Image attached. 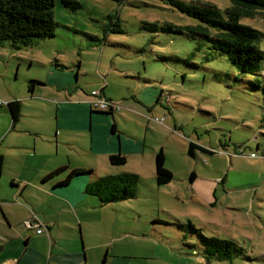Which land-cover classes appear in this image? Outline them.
I'll return each mask as SVG.
<instances>
[{"label": "rangeland", "instance_id": "obj_1", "mask_svg": "<svg viewBox=\"0 0 264 264\" xmlns=\"http://www.w3.org/2000/svg\"><path fill=\"white\" fill-rule=\"evenodd\" d=\"M77 1L82 4L77 11L56 1L55 37L22 50L0 47V153L7 156L4 184L15 179L20 182L15 189L23 193L21 183L30 182L28 196L51 213L39 192V181L49 167L70 159L73 164L93 166L96 175L112 170L106 156L89 154L87 133L58 136L52 117L54 98L62 96L57 84H74L78 96L90 100L92 91L103 87L100 77L105 76L106 93L117 104L112 123L132 142L145 141V146H139L142 154L128 155L125 167L143 180L136 199L101 207L98 198L89 197L96 207L57 210L64 226L58 243L64 251L81 252L85 244L87 264H188L202 259L189 247L195 245L200 251L199 240L181 228L191 222L207 237L233 241L239 248L230 260L211 264H264V158L249 156L261 155L264 149V77L241 74L202 37L146 30L144 26L151 23L199 24L168 0ZM181 1L212 4L224 13L232 5L230 0ZM241 23L264 34V10ZM260 47L264 51V37ZM33 80L42 84L31 91ZM13 100L22 102L23 116L11 131L6 110ZM189 138L221 154L198 152L192 158ZM220 142L228 145L226 153ZM10 145L30 151L5 152ZM243 146L246 154L237 155L232 165L230 154ZM161 149L174 175L165 186L156 182L155 157ZM227 173L225 185L221 179ZM23 205L28 207L26 202ZM28 209L29 216L19 220L13 235L22 250L25 236H50L49 225ZM34 218L44 224L43 233L23 226V221ZM35 241L47 248L42 240Z\"/></svg>", "mask_w": 264, "mask_h": 264}, {"label": "trees", "instance_id": "obj_2", "mask_svg": "<svg viewBox=\"0 0 264 264\" xmlns=\"http://www.w3.org/2000/svg\"><path fill=\"white\" fill-rule=\"evenodd\" d=\"M56 1L0 0V47L9 46L14 50H22L37 45L41 40L55 37L57 28L55 18ZM60 1L65 8L72 11L82 9V4L77 0ZM230 1L232 5L224 13L212 4L190 5L181 0H168L171 5L177 7L179 11L189 17L196 19L199 24L181 26L151 23L145 25L144 28L153 33L185 34L193 38L202 37L212 49L226 55V58L241 74L264 77V51L260 47L264 34L258 29L241 23L243 18H255L258 16L264 10V0ZM62 68L68 69V67L63 65ZM35 84L41 83L38 80L31 81V91H33ZM98 92L100 97L112 101L106 98L103 89ZM157 101L159 103L161 99L159 98ZM2 105L3 102L0 101V106ZM7 108L14 123H16L21 116V102L17 100L9 102ZM92 108L95 109L93 106ZM98 111L100 114L111 115L116 110ZM91 112L96 111L91 110ZM112 131H115L114 126H112ZM220 145L225 148L222 152L226 153L225 150H228V145L222 142H220ZM246 149L247 147L243 146L240 152L235 151L232 154L236 156L245 155ZM257 149H260V145H258ZM199 150L208 154L219 153L216 150L201 147L197 142H190L188 149L190 157L195 158V153ZM252 154L257 158L259 156L264 158V149L261 155L251 153L249 156L251 157ZM110 163L115 167H123L127 164V157L121 153L112 155L110 156ZM155 164L157 185L165 186L171 183L174 175L166 167V154L163 149L156 154ZM1 168L2 157H0V172ZM65 169H59L51 173L46 179L50 180L58 177L60 173L65 172ZM85 172L82 169L71 170L57 186L67 185L76 176ZM195 178L196 175L193 173L191 180L193 181ZM140 182H142V178L136 173L124 172L119 175H109L90 184L87 187V193L97 197L102 206H107L136 199ZM181 228L196 236L199 240L203 247L200 248V251L196 249L195 245H190L189 247L192 248V252L196 257L201 255L206 264H211L213 261L230 260L234 253L239 252L235 242L217 237H207L201 229L191 222L187 225H181Z\"/></svg>", "mask_w": 264, "mask_h": 264}, {"label": "crops", "instance_id": "obj_3", "mask_svg": "<svg viewBox=\"0 0 264 264\" xmlns=\"http://www.w3.org/2000/svg\"><path fill=\"white\" fill-rule=\"evenodd\" d=\"M68 79L69 78L67 77V80ZM100 79L103 82V87L101 89H103L106 98L114 101L112 97H109L106 93V88L108 86L106 77L101 76ZM57 85L58 92L62 93V96H60L59 98H54L56 99L54 101L55 110L54 113H52V117H55L56 119V134L87 133L90 138V148L88 151L89 154L95 156H106L108 158L112 170L110 172L105 173L104 175H96V169L93 166L83 165L79 163L73 164L70 159H66L61 163L52 165L51 167H49L50 171L45 173V175L41 176V179L39 181V192L43 195L44 198H46V202L50 205V210H52L51 213H47L45 211H42L39 207V204L35 203L34 199L28 196V194L26 193V189L30 186V182L25 183L26 181H23L21 183V187H23V190H25L23 193L20 192L19 189H15L20 187L18 185L20 184V182L16 181L15 179L13 180V183L9 185L4 184V180L2 181V174L7 156L4 153H0V157H2V168L0 172V264H52V260H55L56 264H87L88 249H86L84 243V245L82 244L83 246L81 247V252H65L63 247L58 243V239L61 235L59 231L62 230V227L64 226L62 225V221H60L61 215L56 211L63 208H65V210H75V208L80 205H87L89 208H93L94 205L96 207V202L89 201L88 199L89 197L94 198L95 196L87 193V187L90 184L97 182L102 177H106L109 175H119L124 172L135 173L134 171H127L125 169L129 160L128 155L134 157L141 155L143 152V148L139 146H145V141L136 143L132 142L130 138H126L123 136V132L118 128L117 123H112V118H115L116 112H113V114L111 115L103 113L100 114L98 110L93 109L91 106V102L93 101L92 94L89 96L90 100H85L78 96L80 90L76 85L71 83L69 84V82ZM35 88L36 87H34L33 91L35 90ZM94 91L96 90H93L92 93ZM9 102L12 101H8V103ZM21 105V116L16 123H14L8 108L6 110L11 117V131H14L21 122L23 116L22 102ZM2 106H0V109ZM91 110L96 112H91ZM112 126L115 127V131H112ZM60 134L58 136H60ZM190 142L197 141L190 139ZM197 144L201 147H204L203 145H201V143L197 142ZM25 151H30V148L10 145L5 152ZM58 152L59 150L57 151V153ZM198 152L203 153V151L199 150L195 153V157L200 155L198 154ZM119 153L127 157V164L123 167H115L110 163V156ZM230 156L231 164L233 165V163L236 162L238 156ZM68 161L69 164H67ZM63 168H66L65 172L60 173V175L58 176H62L61 178L56 177L50 180L46 179L47 176L51 173ZM74 169H82L86 172L76 176L73 181L67 185L57 186V184L63 181L66 178L67 174ZM223 176L221 182L226 185L230 175L229 173H227ZM23 184L25 185L22 186ZM245 189L243 188L241 190ZM23 202H26L28 207L24 206ZM100 206L106 207L102 206L101 203ZM28 208L33 209V211H35L39 215V217L42 218V220H44L49 225L50 236L48 237L46 234H40L38 236L27 235L24 237L25 247L22 250L18 246H16V242H14L16 241V237H14L13 235L16 234V232L18 231L19 220H24L23 218H27L29 216ZM53 222L56 223L55 226H52ZM82 234L83 230L81 231V238H83ZM37 239H40L44 243H46L47 248H40L39 245L36 244L35 240ZM49 244L50 248L48 247ZM48 248L51 249V254L48 258L49 260L46 258ZM54 250L56 251L55 255L53 253ZM114 262L115 261H112L111 264H115ZM187 263L204 264V260H188ZM117 264L123 263L117 261Z\"/></svg>", "mask_w": 264, "mask_h": 264}, {"label": "built area", "instance_id": "obj_4", "mask_svg": "<svg viewBox=\"0 0 264 264\" xmlns=\"http://www.w3.org/2000/svg\"><path fill=\"white\" fill-rule=\"evenodd\" d=\"M93 96V101L91 102L92 106L97 109V110H102V111H109L110 109H117V104L112 101H108L105 98H102L99 96L98 91H94L92 93ZM252 158H256L254 154L251 155ZM24 226L27 229H33L35 228L37 233H43L44 232V224L41 222L40 219L34 218V220L29 219L24 222Z\"/></svg>", "mask_w": 264, "mask_h": 264}]
</instances>
